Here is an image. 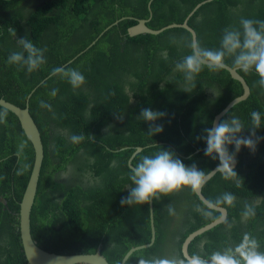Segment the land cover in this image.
<instances>
[{"label":"trees","instance_id":"16d2710c","mask_svg":"<svg viewBox=\"0 0 264 264\" xmlns=\"http://www.w3.org/2000/svg\"><path fill=\"white\" fill-rule=\"evenodd\" d=\"M201 1L0 0V97L25 106L35 88L29 106L41 132L45 156L32 207L31 231L43 249L73 254L92 253L99 248L110 264H120L131 247L150 242L149 201L120 203L130 191L125 186H134L128 179V159L138 146L143 149L132 160L134 166L140 156L160 148L172 151L185 166L194 165L205 174L220 164L217 153H204L206 129L211 128L214 116L242 93L240 82L218 66L210 69L201 63L199 71L191 73L178 68L177 64L193 52L191 34L184 28H168L159 34L127 33L138 18H149L150 14L148 25L154 29L181 23ZM241 17L264 20V0H211L202 4L189 19L197 33L198 50H222L220 40L225 30L240 31L242 36ZM21 40L33 45V59L40 57L31 70L26 63L29 52ZM239 51L226 53L223 61L236 66L233 61ZM13 53H19L21 60L10 61ZM69 69L78 70L85 78L77 88L67 82ZM239 73L251 93L220 120L230 124L235 118L241 126L225 145L237 165L230 171L217 172L202 189L203 195L225 207L228 215L223 223L196 237L189 248L191 254L200 251L207 258L219 246L231 252L245 235L256 241L257 251L264 252V86L254 68ZM144 108L166 114L145 121L140 115ZM252 111L259 113L258 127L252 124ZM149 125H162L163 130L149 135ZM72 136L80 139L72 142ZM236 138L252 139L255 150L241 145L236 151ZM100 141L113 150L126 148L113 154ZM50 142L55 144L51 162ZM56 155L62 162L55 164ZM113 156L119 167L111 166ZM91 158L95 162L93 178L100 180L97 186L85 182L84 175L77 176L91 164ZM32 164L33 149L16 116L0 106V236L8 235L3 232L10 231L14 222L17 227L15 234L11 231L17 242L16 255L0 251V264H28L18 223ZM68 166L75 174L74 183L59 181L56 175ZM85 186L96 187L84 190ZM181 190L191 206L184 221L185 239L219 217L220 212L208 208L194 190ZM56 192L58 199L53 196ZM178 195L174 190L152 197L155 242L134 252L125 264L169 261L162 240L172 233V214L183 207ZM226 195L231 200L226 201ZM258 196L263 199L252 206L251 199ZM8 206L17 214L10 215ZM230 223L231 237L237 240L234 246L224 243V229ZM214 235L216 243L211 238ZM204 237L208 240L201 249L197 244Z\"/></svg>","mask_w":264,"mask_h":264},{"label":"clouds","instance_id":"9594fccd","mask_svg":"<svg viewBox=\"0 0 264 264\" xmlns=\"http://www.w3.org/2000/svg\"><path fill=\"white\" fill-rule=\"evenodd\" d=\"M240 31L225 30L220 40V49L222 50H203L202 52L193 47L191 55H186L183 61L177 64L178 68L185 69L188 73L199 71V65L203 62L202 56L207 58V66L210 69L217 67L216 62L223 61L226 53H233L240 49L234 58V65L238 66L241 71L248 72L254 68L260 77V84L264 86V32L257 30L253 25H258L264 29V20H252L240 18ZM23 47L28 50L29 56L26 63L29 70L36 66L37 56L33 59L34 48L30 42L21 40ZM10 61H20L21 55L13 53L8 57ZM68 83L77 88L84 82V76L76 69L67 70ZM55 89L52 94L55 95ZM166 113L163 111H152L148 108L142 109L140 115L145 121H155L158 117H163ZM252 124L259 126V113L252 111L250 113ZM241 126L237 119L233 118L231 123L221 122L214 128L206 129V148L205 155L213 152L220 156V166L227 167L231 157L227 155L226 143L231 141L233 134L238 133ZM163 130L162 125H149V135L159 133ZM72 142L80 139L78 136L70 137ZM261 139V138H257ZM235 150L239 151L241 145L255 150V141L250 138H236ZM23 148V144L21 145ZM205 173L196 169L194 165L185 166L174 153L168 149L160 148L151 155L145 154L140 156L135 166L130 169L128 179L134 185L127 197H122L121 204H139L148 202L151 197H157L158 193H170L181 187H188L190 190H197L204 182ZM204 187V186H203ZM225 200H231L230 196H225ZM228 212V211H227ZM226 220V219H225ZM223 223V222H222ZM221 224V223H220ZM257 243L254 239L246 235L241 238V242L231 250V252H212L207 260L201 259L198 255L193 254L187 257L185 264H264V252L257 251ZM152 264H174L173 261H154Z\"/></svg>","mask_w":264,"mask_h":264},{"label":"water","instance_id":"95a60500","mask_svg":"<svg viewBox=\"0 0 264 264\" xmlns=\"http://www.w3.org/2000/svg\"><path fill=\"white\" fill-rule=\"evenodd\" d=\"M211 1V0H203L197 3L194 8L190 11V13L184 18L181 23L173 22L168 25L162 26L158 29H154L148 25L150 21L151 14L149 18H138L137 23L131 25L127 28V33L129 36H136L139 34H159L160 32L173 27H181L186 29L191 34L192 45L197 47V33L195 29L190 26L189 19L190 17L197 11L202 4ZM123 19V17H122ZM119 20H117L114 24H117ZM108 29V28H107ZM102 35L99 34L98 37ZM96 40H94L95 42ZM92 42V44L94 43ZM194 50V49H193ZM203 64L207 65V58L201 57ZM218 67H221L229 72V75L240 82L243 91L240 95L234 97L220 112H218L212 121L211 128H214L217 124L220 123V120L223 116L236 104L246 100L250 93L251 89L246 81L245 77L239 73L240 68L238 66H230L224 61L216 62ZM35 88L32 90V92ZM32 92L28 95L25 106L17 105L4 97H0V106L11 113H13L19 124L20 127L31 144L33 149V164L31 168V172L25 187V190L22 195V199L20 201V211H19V223H18V231L21 239L22 245V252L28 262V264H110L108 260L100 253L98 249L92 253H73V254H61L56 252H50L37 244V241L33 239L32 231H31V213L33 203L35 202L39 179L41 175V168L44 160V144L41 136L40 129L35 122L29 106V98ZM143 147L138 146L136 147L135 151L132 153L128 163L129 167L132 168L134 165L132 164L133 158L136 156L137 153L141 152ZM227 152V151H226ZM227 155L231 157L229 160L227 167H221L220 164L216 165L212 170H210L207 174H205L204 182L199 186L197 190H194L196 196L199 197L204 204L210 208L220 212V216L216 219L212 220L211 222L201 226L200 228L192 231L187 235L184 239L182 244V251L184 256L190 257L188 248L190 243L198 236L202 235L206 231L214 228L218 224L225 221L227 216V209L223 206H219L209 199H207L202 192L203 186L219 171H230L234 169L237 165V159L233 154L227 152ZM149 214H150V227H151V239L150 242L136 245L131 247L123 256L120 264H125L126 261L130 258V256L143 248L150 247L156 239V227L154 223V205L152 197L149 199Z\"/></svg>","mask_w":264,"mask_h":264},{"label":"flooded vegetation","instance_id":"af4514ba","mask_svg":"<svg viewBox=\"0 0 264 264\" xmlns=\"http://www.w3.org/2000/svg\"><path fill=\"white\" fill-rule=\"evenodd\" d=\"M84 51L85 50H83L82 52H84ZM107 129L108 128H105V130H107ZM63 132H64L65 136H67L66 131L63 130ZM100 144H102V146H103V148L105 150H109L113 154L114 153H119L120 150L126 148V147H123V148H117V149H114L113 150L108 145H106L105 143H103L101 141H100ZM54 145H55L54 142H50L49 143V146H48V148H49L48 156L50 158V162H51V159H52L53 155L55 154L53 152ZM130 157H129V159H130ZM129 159H128V161H129ZM54 161H55V164L62 162V160L60 159V157L57 156V155H56V158H54ZM90 162H91V164L88 167H86L84 170L79 171L77 173V176L79 178V176L84 175L85 182H88L89 181V183H95V185L97 186L98 183L100 182V180L97 179V178L96 179L93 178L94 164H95V162L93 161L92 158L90 159ZM128 165H129V163H128ZM111 166H118L119 167L118 161H117V159L114 156L112 157V160H111ZM53 170H54V167H53ZM56 175H57L59 181L74 183L72 181V175H75V174L71 170V166H68L66 171L61 170V171L57 172ZM64 184L65 185H68V183H64ZM96 186H92V187L85 186L84 187V190H90V189L95 188ZM64 189L66 190V189H71V188H64ZM125 189L130 190L131 188H130V186H125ZM57 191L64 192L62 190H57ZM175 191H176V193L179 194L177 198L180 199V201L182 202V205L181 206H183V207L179 210V212L172 214L173 230H172V233L170 235L165 236L163 238L162 244H163V241H164V246H166V250H168V252L166 253L168 256L167 255L166 256L168 257L169 261H173L175 264H185L186 257L184 256L183 251H182V244H183V241H184V237H183L182 233L186 229L185 228V225H186V223H185L186 221L185 220H186L187 216L189 215L188 211L190 210V207L191 206H189V204H188L187 197L186 198L185 197H182V194H183L182 191H184V190H181V188H179L178 190H175ZM46 192H48V193L51 194L52 190H45V193ZM58 195L59 194L57 192L56 193H53V196H54L55 199H58ZM262 199H263L262 196H258V197L252 198L251 199V205L254 206V205L260 203ZM177 201H179V200H177ZM4 203H6L8 205V202L5 201ZM8 208H9L8 213L10 215H16L17 214L16 211L13 208H10L9 206H8ZM227 215H228V213H227ZM226 218H227V216H226ZM241 219H242L243 223L246 222L245 216H242ZM232 225H233V223H230V225H226L228 227L226 229H224V231L227 233V237H226V240L224 241V243L225 244L228 243V244H226L228 246H234L237 243V240L234 241L232 239V237H231L232 234H233ZM12 226H13V228L10 231L3 232V233L8 234V235L0 236V244H1V247H2V248H0V251L1 252H7V251H9V252L12 253V257H15V255H16V249H17V242H15V240H13L14 239V236L11 235V231L14 234L16 233L17 227L15 228V222L12 224ZM175 226H176V228H175ZM216 237L217 236H215V235L214 236H211V238L213 239V242L214 243H216V241H215V238ZM207 240H208V238L207 237H204L203 239H200L199 240V242H198L197 245L201 249H204V246H205V243L207 242ZM222 243H223V241H222ZM189 248H190V245H189ZM189 248H188L189 255L192 256L193 254L190 253ZM214 251H216V252L219 251V252L224 253V252H229V249L226 250V251H224V250H222L221 246H219ZM162 253H163V251H162ZM197 255L201 259H203V260H207L208 259L204 255V253H202L200 251L198 252Z\"/></svg>","mask_w":264,"mask_h":264}]
</instances>
